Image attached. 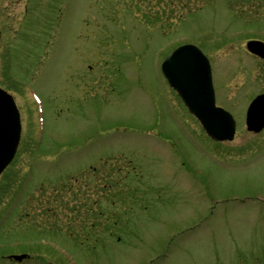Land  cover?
Returning a JSON list of instances; mask_svg holds the SVG:
<instances>
[{
  "label": "rangeland",
  "instance_id": "374dc122",
  "mask_svg": "<svg viewBox=\"0 0 264 264\" xmlns=\"http://www.w3.org/2000/svg\"><path fill=\"white\" fill-rule=\"evenodd\" d=\"M0 31L23 127L0 177V264H264V129L245 125L264 0H0ZM186 42L212 59L230 141L163 75Z\"/></svg>",
  "mask_w": 264,
  "mask_h": 264
},
{
  "label": "water",
  "instance_id": "95a60500",
  "mask_svg": "<svg viewBox=\"0 0 264 264\" xmlns=\"http://www.w3.org/2000/svg\"><path fill=\"white\" fill-rule=\"evenodd\" d=\"M261 42L250 40L247 48L260 52ZM162 71L185 105L215 140H231L235 132L232 115L215 104L211 69L207 58L192 44L174 49L162 62ZM248 130L264 127V93L257 95L246 112ZM19 138L18 112L11 95L0 89V173L14 156ZM26 254L13 255L17 260Z\"/></svg>",
  "mask_w": 264,
  "mask_h": 264
},
{
  "label": "flooded vegetation",
  "instance_id": "af4514ba",
  "mask_svg": "<svg viewBox=\"0 0 264 264\" xmlns=\"http://www.w3.org/2000/svg\"><path fill=\"white\" fill-rule=\"evenodd\" d=\"M256 32H258V30L256 29ZM256 32H254V33H256ZM1 37H2V31H0V40H1ZM248 52V51H247ZM254 59H257V60H261V61H264V58L262 57H259V56H257V55H255V54H253V53H250V52H248ZM208 58H209V60H210V62H211V60L212 59H210V57L209 56H207ZM20 121H21V124H22V120H21V112H20ZM22 126H21V132H20V139H19V143H20V141H21V137H22V134H23V131H22ZM1 177V176H0ZM26 258H29V256H27ZM25 259V258H24Z\"/></svg>",
  "mask_w": 264,
  "mask_h": 264
}]
</instances>
